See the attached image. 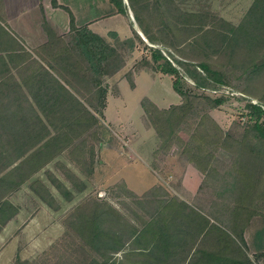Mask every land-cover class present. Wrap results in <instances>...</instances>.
Here are the masks:
<instances>
[{
    "label": "rangeland",
    "instance_id": "1",
    "mask_svg": "<svg viewBox=\"0 0 264 264\" xmlns=\"http://www.w3.org/2000/svg\"><path fill=\"white\" fill-rule=\"evenodd\" d=\"M172 1L165 2V7L170 13L169 20L175 23L179 16L177 9L187 15L206 16L212 26L216 25L212 21L222 20L235 27L242 23L255 2ZM124 4L135 26L132 38H115L114 34L99 36L106 47L115 52L114 59L103 66L105 76L100 82L108 94L106 107L101 111L90 68L73 51L76 44L73 34L60 35L50 28L49 34L53 37L50 42L43 25L47 42L42 45L36 41L39 46L33 50H27L23 44L16 47L17 39L9 35L12 54L23 58L21 62L25 64L18 71L22 86L18 84L25 95L31 90L29 86L32 87L35 74H39L37 65L43 64L57 79L70 86L75 95H80L89 111L94 106L97 112L93 110L96 120L87 122L80 139L71 138L67 142L71 143L69 147L25 183H20L15 176H12L13 182L1 181L13 175L17 165L0 173V218L4 222L8 220L5 224L0 222V236H3L0 249L15 238L24 248L23 258L18 256L9 264H88L89 250L82 249V241L69 228V224L75 223L71 220L75 212L93 202L107 204L127 224L143 232L144 223L151 221L153 211L139 206L138 200L158 190L159 201L178 200L212 224L222 228L232 225L238 235L242 224L237 211L247 207L250 214L244 231L245 253L251 264H264V177H260L264 175V146H258L259 151L238 150V142L246 136L250 144L257 141L254 135L248 134L254 126L250 107L264 106L242 92L256 94L259 88L225 69L228 77L225 86L198 89L177 63L183 61L179 55L183 48H176L174 37H169L174 47L168 49L152 45L144 36L137 16L154 36L160 31L157 13H147L140 5L135 13V7L131 9L127 0ZM151 5L155 8V1ZM136 34L142 42L135 38ZM152 50L161 51L179 71V90L186 99L174 91L177 79L157 70ZM62 58L68 62H63ZM76 71L86 79L85 83L76 82L72 76ZM23 80L26 83L23 84ZM4 83L13 85L15 82L8 78ZM9 89L7 92H12ZM217 101H222V105L212 107L211 103ZM57 127L62 133L61 126ZM59 131L53 132L54 138L60 137ZM200 140L205 142L207 150L202 156L194 151L200 147ZM30 157L31 154L27 159ZM199 157L205 163L198 161ZM24 162H19L18 166ZM242 162L253 167L252 173L259 179H252L250 171L239 179L237 173H242ZM205 169L213 171L210 176L204 173ZM24 172L30 173V170L24 168ZM49 200L52 206L48 205ZM13 221L15 225L6 230ZM127 224L122 231L124 234ZM236 234L233 237L238 242ZM147 245L148 242L135 247L130 245L128 251ZM115 259L121 261L123 254L116 255ZM0 262L3 261L0 259Z\"/></svg>",
    "mask_w": 264,
    "mask_h": 264
},
{
    "label": "trees",
    "instance_id": "2",
    "mask_svg": "<svg viewBox=\"0 0 264 264\" xmlns=\"http://www.w3.org/2000/svg\"><path fill=\"white\" fill-rule=\"evenodd\" d=\"M109 1L120 15L129 17L124 0ZM127 1L131 9L135 7V13L139 5L147 13L152 11L157 13L160 31L154 36L150 30L142 26L140 17L137 16L144 36L152 45H161L168 49L174 47L169 42V37H174V41L178 44L176 48H183L179 54L183 61L177 63L198 89L207 90L216 86H225L228 77L224 74V70L230 69L232 73L239 74L249 85L259 88L256 94L247 90H243L242 93L258 100L264 106V0H255L244 20L237 27L222 20L212 21L216 24L212 26L208 24L209 19L206 16L187 15L177 9L175 12L179 16L175 23V20H169L170 13L165 7V2L172 3V0ZM153 1L156 3L155 8H151ZM53 7L61 8L57 0H53ZM70 17V34L75 36L76 43L73 51L90 68L92 86L97 91L95 94L99 97L101 111L106 107L108 94L100 82L105 76L103 66L114 59L115 52L109 50L104 40L89 31L88 27L78 29L74 17L72 15ZM50 28L45 24L44 31L52 42ZM113 37L116 38L117 35L114 34ZM135 38L142 42L138 34ZM151 52L153 61L158 65L157 70L165 76L176 78L174 91L186 99V95L179 90L181 77L179 71L169 63L161 51ZM63 53L65 57V52ZM67 60L62 58L65 63L68 62ZM38 73L32 80V87L29 86L31 90L28 95L23 93L14 78H11L15 82L13 85H6L5 80L0 79V173L25 160L22 166H17L13 175L1 180L2 183L13 182L12 176L17 177L20 183H25L39 171L38 169L53 161L55 155H59L63 149L69 147L71 143L67 142L71 138L80 139L89 120H96L93 114L94 111L97 112L96 108L91 106L92 111H89L80 95H75L70 86L45 68L39 67ZM72 76L78 84L85 83L86 79L80 77L77 71ZM8 89L12 92L8 93ZM222 103L217 101L211 105L215 108ZM250 112L254 126L247 133L254 135L257 141L250 144L247 140L249 136H246L238 142V150L243 153L256 151L258 146H264V108L252 106ZM58 125L61 126L62 133ZM50 129L55 134L59 131L60 137L54 138ZM200 142V147L194 151L202 156L207 150L205 142L201 140ZM226 144L227 140L222 145ZM30 154L31 157L27 159ZM256 158L261 160V157ZM197 160L205 163L202 157ZM24 168L30 170V173H25ZM251 168L253 167L243 165L242 162V173H237L239 179L245 177L248 171L252 179H259L253 175ZM206 172L205 169L204 173ZM212 172L209 170L206 174L210 176ZM156 192L158 190L138 200L139 206H147L153 211L152 214L150 213L151 221L144 223L143 232L127 224L125 219L107 204L93 202L75 212L71 217L75 223L69 224V228L74 230L82 241V249L89 250L87 252L89 259L86 261H90L88 264H251L245 253L247 244L244 231L250 214L247 207L239 208L238 211L236 209L239 212L237 218L242 224L241 234L238 235L234 233L232 225L222 228L212 224L208 218L178 200L170 203L159 201ZM51 202L49 200L48 205L52 206ZM0 219L2 224L8 221L4 222L2 217ZM126 224L127 229L124 234L122 231ZM235 234L238 242L233 237ZM145 242H148L146 248H134L136 244L138 246ZM130 245L134 247L128 251ZM118 254H123L121 261L115 259Z\"/></svg>",
    "mask_w": 264,
    "mask_h": 264
},
{
    "label": "crops",
    "instance_id": "3",
    "mask_svg": "<svg viewBox=\"0 0 264 264\" xmlns=\"http://www.w3.org/2000/svg\"><path fill=\"white\" fill-rule=\"evenodd\" d=\"M57 4L60 9L53 7V0H0V79L14 78L20 84L21 73L18 71L25 66L21 62L23 58L21 60V57L12 54L9 35L17 39V42H14L16 47L23 44L27 50H33L39 46H36V41L41 44L47 42L43 31L45 24L60 35L69 34L70 15L74 17L78 29L88 27L89 31L100 37L116 34L120 39H130L135 31L129 17L120 15L109 0H57ZM41 65L37 66L42 68ZM22 82L24 84L26 81ZM50 130L54 136V131ZM47 211L45 210V213ZM15 221L10 223L6 230L15 225ZM2 241L3 236H0V244ZM6 245L0 249V259L3 261L0 264L12 263L18 256L23 258L24 248L15 238Z\"/></svg>",
    "mask_w": 264,
    "mask_h": 264
}]
</instances>
